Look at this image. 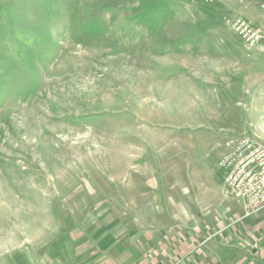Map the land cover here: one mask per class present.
Instances as JSON below:
<instances>
[{
  "label": "rangeland",
  "instance_id": "1",
  "mask_svg": "<svg viewBox=\"0 0 264 264\" xmlns=\"http://www.w3.org/2000/svg\"><path fill=\"white\" fill-rule=\"evenodd\" d=\"M258 1L0 0V264H151L155 233L230 222L264 47L228 20Z\"/></svg>",
  "mask_w": 264,
  "mask_h": 264
},
{
  "label": "crops",
  "instance_id": "2",
  "mask_svg": "<svg viewBox=\"0 0 264 264\" xmlns=\"http://www.w3.org/2000/svg\"><path fill=\"white\" fill-rule=\"evenodd\" d=\"M263 4L264 0H259L253 7L249 6L250 12H239V16L254 27L262 28ZM220 186L219 191L223 193V179ZM229 216L228 224L226 219L224 223L219 219V227H222L204 243L194 245L190 237L178 240L171 232L155 233L151 241V264H264V208L252 217L243 218L239 206ZM125 262L128 263V259ZM130 262L143 264L137 256Z\"/></svg>",
  "mask_w": 264,
  "mask_h": 264
},
{
  "label": "built area",
  "instance_id": "3",
  "mask_svg": "<svg viewBox=\"0 0 264 264\" xmlns=\"http://www.w3.org/2000/svg\"><path fill=\"white\" fill-rule=\"evenodd\" d=\"M228 24L247 48L264 47V27H254L240 16ZM228 146L217 163L223 172L224 192L240 206L242 217L249 218L264 208V144L241 137Z\"/></svg>",
  "mask_w": 264,
  "mask_h": 264
}]
</instances>
